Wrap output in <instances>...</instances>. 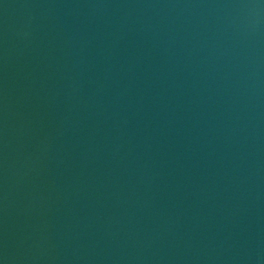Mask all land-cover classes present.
<instances>
[{
    "label": "water",
    "instance_id": "95a60500",
    "mask_svg": "<svg viewBox=\"0 0 264 264\" xmlns=\"http://www.w3.org/2000/svg\"><path fill=\"white\" fill-rule=\"evenodd\" d=\"M0 264H264V0H0Z\"/></svg>",
    "mask_w": 264,
    "mask_h": 264
}]
</instances>
